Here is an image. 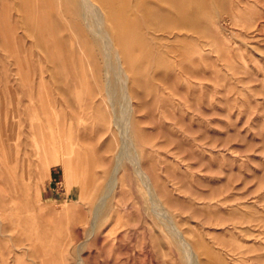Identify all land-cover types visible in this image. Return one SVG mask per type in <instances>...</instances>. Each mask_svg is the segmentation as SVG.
<instances>
[{
	"label": "rangeland",
	"instance_id": "374dc122",
	"mask_svg": "<svg viewBox=\"0 0 264 264\" xmlns=\"http://www.w3.org/2000/svg\"><path fill=\"white\" fill-rule=\"evenodd\" d=\"M213 4L124 23L123 125V73L73 11L0 0V264H190L126 158L91 225L123 138L194 264H264V0Z\"/></svg>",
	"mask_w": 264,
	"mask_h": 264
},
{
	"label": "bare ground",
	"instance_id": "6f19581e",
	"mask_svg": "<svg viewBox=\"0 0 264 264\" xmlns=\"http://www.w3.org/2000/svg\"><path fill=\"white\" fill-rule=\"evenodd\" d=\"M61 1L64 7H68L73 11L77 22L81 26V29L86 33L88 41L97 45L101 49L102 54H104L107 60L113 57L117 61L115 70H120L123 73V102H120L122 104H120L121 112L119 114V118L123 125H125V122L128 118L130 110L129 101L131 95V92L128 89V84H130V77L127 70L121 64L123 52H120V49L117 47L118 45H123L125 43L129 44L128 38L125 39L126 31L124 28V23L127 22L130 26H132L131 28L133 33L136 31V25L158 24L160 25V27L165 26L163 21L166 17L172 18L174 24H176L177 27H193L199 21L198 15L200 12H203L206 9L212 10L213 14L215 12L213 0H167L170 2L171 8L166 9H158L148 0ZM141 10H143V12H141ZM142 13H144L146 17H144ZM122 48H124V46ZM123 144L125 145L123 146ZM123 144L121 146L119 154L117 155V163L115 164L112 173L107 179L105 191L101 195L97 196L94 201L92 220H90L92 221L91 225L93 226L94 224H96V217L105 203V197L107 196L106 194H108V191H110V189L115 185L117 178L116 173L119 165L122 163H119L120 159L126 158L132 168L140 176L148 192L150 193V207L152 208V211L156 212V210L158 209L157 212L161 216V219L166 222V228H168L173 234H175L174 236H177L179 238L181 246L185 249V253L189 263L194 264L196 261V252L193 250L191 243L183 236L182 231L174 223L167 209L164 206L160 205L159 200L156 199L154 195H152L153 191H151L149 178L139 165L138 153L134 150L132 141L124 140L123 138ZM103 219L105 218L103 217ZM79 264H81L80 261Z\"/></svg>",
	"mask_w": 264,
	"mask_h": 264
}]
</instances>
